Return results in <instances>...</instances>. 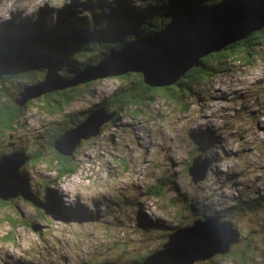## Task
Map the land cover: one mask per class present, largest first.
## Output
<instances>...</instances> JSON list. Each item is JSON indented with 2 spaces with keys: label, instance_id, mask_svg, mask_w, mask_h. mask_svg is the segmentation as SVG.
<instances>
[{
  "label": "rangeland",
  "instance_id": "rangeland-1",
  "mask_svg": "<svg viewBox=\"0 0 264 264\" xmlns=\"http://www.w3.org/2000/svg\"><path fill=\"white\" fill-rule=\"evenodd\" d=\"M127 1L145 7L153 0ZM5 3L0 0V12ZM21 3L8 10L9 19L0 15V29L15 16L30 18L42 9L49 26L63 17L91 20L85 5L111 13L106 5L116 6L117 0H40L33 12ZM252 54L249 60L226 61L223 71L192 87L180 108L157 94L140 110L123 112L78 148L76 174L59 180L52 138L109 99L121 78L79 86L80 97L57 115L45 110L43 96L32 100L23 117L0 133V158L19 150L39 155L42 160L27 163L22 173L46 203L38 210L23 195L0 202V264H134L166 242V231L157 225L176 228L217 215L240 198L264 197V46ZM24 84L17 78L0 81V106ZM202 135L210 146L196 143ZM200 154L211 164L207 178L195 185L187 166ZM161 181L169 184L162 195H151ZM192 204L197 208L191 210ZM238 223L245 234L262 229L264 205ZM257 235L252 242L264 248V229ZM213 260L236 264L223 255Z\"/></svg>",
  "mask_w": 264,
  "mask_h": 264
},
{
  "label": "trees",
  "instance_id": "trees-1",
  "mask_svg": "<svg viewBox=\"0 0 264 264\" xmlns=\"http://www.w3.org/2000/svg\"><path fill=\"white\" fill-rule=\"evenodd\" d=\"M221 1L153 0L145 7H138L132 5L127 0H117L116 6L112 3L106 5V8L112 10L111 13L97 11L93 7L85 5L87 12H92L91 20L82 15H80L81 17L79 19H73V21H68L63 17L60 19L62 22L59 24L58 21L54 26L46 24V16L43 9L30 18L15 16L12 21L6 23L0 29V59L14 58L27 63L30 69L26 74L22 75V79L26 83L34 84L43 79V73L60 54L67 53L68 67L66 71L70 69L71 71L66 72V75L69 78H73L85 70L86 67L96 66L106 55L120 51L129 43L157 35L171 22L174 15L185 12L196 5L211 7L219 4ZM80 10L82 12L86 11L84 9ZM65 15L68 16V13ZM258 45L261 47L264 46V29L254 33L244 41L237 42L220 52L203 57L198 66L188 71L176 85L169 88L149 87L144 83L143 75L139 73L120 76L121 85L115 90L112 96L100 105L90 109L88 114L83 116L82 119L77 122L73 121L72 126H78L92 111L101 106H106L110 113H116L112 121H117L123 112L134 107L140 110L138 106L146 103L147 100H154L157 94L164 96L169 101L177 104L181 103L180 108L182 107L183 98L192 92L193 86L223 71V66H225L226 61H241L244 58L245 60H249L253 57L252 52L258 48ZM40 74L42 77H39ZM90 84H94V82L86 84L84 87ZM22 88L18 87L15 90L10 96L9 103L0 106V133L3 132L4 128H11L13 122L20 120L23 117L24 110L33 104V101H30L23 108L16 106L15 100ZM79 90L76 87L43 96L45 110L53 115L61 113L60 111L64 107L71 106L80 97L79 94L81 92ZM3 94L4 96H9L7 91ZM70 128L73 127L62 129L57 136L52 138L53 149H55L57 139ZM209 142L207 141V137H203L202 135V139L197 138L196 143L203 147L207 144L210 146L211 143ZM84 144L85 141H83L81 146ZM18 152L27 159V163H37L42 160L39 155L29 157L23 150H19ZM55 153L60 161L57 179L59 180L66 176L76 174L78 168L73 162L76 153L72 157H65L59 154L56 149ZM193 160L194 157H192L187 166L188 171ZM22 178L26 186L23 197L38 210L44 209L46 203L44 199L31 191L30 182L23 173ZM161 184L163 185L161 187L159 186L157 190H152L150 194L160 197L162 195L161 191L165 189V186L169 185L166 181H161ZM0 202L6 204L1 198ZM193 204L191 210L197 208ZM263 205L264 197L252 200L240 198L234 206L224 211H219L218 215L222 216L224 220L234 219L239 224V220H243L250 213H256ZM197 218L204 219L202 217ZM187 224H190V222L180 224L176 228L157 225V230L166 231L168 240V237L178 227L186 226ZM239 226L242 230L241 225ZM263 229L264 224L262 229L253 227L248 234H245L242 230V244L238 247H233L231 253L224 255V257L234 259L236 264H264L263 246L259 243L252 242L253 236L263 233ZM256 239L258 240V238ZM260 242L264 245V236H260ZM159 248L155 251L159 250ZM155 251L151 253L153 254ZM146 257L138 258L134 264H142ZM213 259L208 264H218V261ZM101 262L98 264H101ZM102 264H111V261H103ZM196 264L205 263L198 262Z\"/></svg>",
  "mask_w": 264,
  "mask_h": 264
},
{
  "label": "water",
  "instance_id": "water-1",
  "mask_svg": "<svg viewBox=\"0 0 264 264\" xmlns=\"http://www.w3.org/2000/svg\"><path fill=\"white\" fill-rule=\"evenodd\" d=\"M264 29V0H222L211 7L196 5L174 15L157 35L135 40L118 52L106 55L96 66H88L69 78L67 53H62L43 73V79L29 84L23 81L30 66L14 58L0 59V81L15 78L25 83L15 104L19 108L39 97L55 94L105 78L131 73L143 75L152 88H169L198 66L201 59L226 47L244 41ZM39 77H42L40 74ZM9 78V79H7ZM116 113L106 106L97 107L78 126L67 130L55 143L65 157L75 155L83 141L101 135L103 127ZM27 159L20 152L0 158V198H19L26 189L22 168ZM211 162L204 154L196 156L189 169L195 185L208 175ZM243 242V233L234 219L220 215L194 220L178 227L162 248L145 258L142 264H196L210 262L218 255H228Z\"/></svg>",
  "mask_w": 264,
  "mask_h": 264
},
{
  "label": "clouds",
  "instance_id": "clouds-1",
  "mask_svg": "<svg viewBox=\"0 0 264 264\" xmlns=\"http://www.w3.org/2000/svg\"><path fill=\"white\" fill-rule=\"evenodd\" d=\"M39 3H40V0H24V3L19 4V7L27 8L28 12H33L39 6ZM16 6H17V0H6V3L4 5L6 10L3 12H0V15H2L5 19H9L10 18V12L8 10H15Z\"/></svg>",
  "mask_w": 264,
  "mask_h": 264
}]
</instances>
